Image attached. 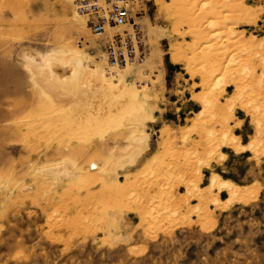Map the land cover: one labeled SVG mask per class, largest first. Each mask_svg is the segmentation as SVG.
Here are the masks:
<instances>
[{
  "label": "rangeland",
  "instance_id": "374dc122",
  "mask_svg": "<svg viewBox=\"0 0 264 264\" xmlns=\"http://www.w3.org/2000/svg\"><path fill=\"white\" fill-rule=\"evenodd\" d=\"M131 9L146 61L114 68L70 0H0V264H264V0ZM30 54L54 55L61 83ZM75 56L119 71L141 104L74 73ZM142 131L147 160L122 163ZM229 135L256 143L238 153ZM214 177L250 201L222 209Z\"/></svg>",
  "mask_w": 264,
  "mask_h": 264
},
{
  "label": "built area",
  "instance_id": "2783aa9c",
  "mask_svg": "<svg viewBox=\"0 0 264 264\" xmlns=\"http://www.w3.org/2000/svg\"><path fill=\"white\" fill-rule=\"evenodd\" d=\"M78 15L97 37L102 57L110 67L142 65L147 49L144 35L134 20L131 5L141 0H70ZM122 29L121 31L110 32Z\"/></svg>",
  "mask_w": 264,
  "mask_h": 264
},
{
  "label": "bare ground",
  "instance_id": "6f19581e",
  "mask_svg": "<svg viewBox=\"0 0 264 264\" xmlns=\"http://www.w3.org/2000/svg\"><path fill=\"white\" fill-rule=\"evenodd\" d=\"M41 55V54H40ZM39 54H30V55H27L25 56V59L27 60V64L28 66L33 70L34 74L36 73V75H38L40 77V79L44 82H47V87L50 85V87L54 88V86L52 85V83H55V84H59L61 83L62 79L61 78H58L56 77L55 74L51 75L52 72H50V70H47V63L51 60H55L54 58V55H49V56H46L44 58H41L39 57L40 56ZM44 56V55H43ZM57 60L58 57L56 56ZM71 58V57H70ZM65 58H62V60L64 61ZM66 60V59H65ZM170 61L174 64H177V65H181V64H186V61L184 60L183 56H182V52H181V49L178 45L176 44H173L171 46V52H170ZM60 64L63 62L59 61ZM58 62V63H59ZM66 62H68L70 65L73 66V72L74 73H83V76L84 77H91V78H95V80H99V83H101V85H103L104 87L107 86V89L110 88L111 91L113 89L116 90L117 92V89L119 90V93L123 94L124 93V96L125 94L127 95V103H137V104H141V100H140V97H139V94L138 92L135 90L134 87L132 86H128L124 79L122 78V75L120 74L119 71L117 70H110L108 72V74H113L112 78L113 79H107L105 77V72L102 68H98L96 70V72H90V74L85 71V67H84V62H83V59L79 58V57H72L71 59H68L66 60ZM161 62V61H160ZM67 65V64H66ZM116 68V67H114ZM187 71H188V68H186ZM36 70V71H34ZM71 71V70H70ZM66 72V71H65ZM190 72V71H189ZM51 73V74H50ZM56 73V72H55ZM89 75V77H88ZM85 78V79H87ZM84 79V78H83ZM84 79V80H85ZM115 79V82H117V84L113 83L112 80ZM90 80V79H89ZM101 87V86H100ZM204 89V88H203ZM50 90V89H49ZM54 90V89H53ZM52 90V92H53ZM57 89L55 88L54 91H56ZM109 90V89H108ZM51 91V90H50ZM114 91V90H113ZM61 93V92H59ZM58 95V94H57ZM63 95V94H62ZM61 94L59 96H62ZM70 96V95H69ZM193 100L196 102V103H199V104H202L203 101H202V98L198 95H196ZM121 107H125V104H122ZM110 114V113H109ZM115 115V114H114ZM103 122V121H102ZM81 125V124H80ZM135 125V124H134ZM83 126V125H82ZM137 126V125H136ZM135 126V127H136ZM138 132H136L137 134ZM135 134V135H136ZM86 139V138H85ZM235 139V141L233 142V140ZM228 140V139H227ZM229 141H230V146L232 148V150L234 149L236 152H244V151H248V150H251L253 147H254V144L256 143L255 141L248 144L247 146H241L238 142V139L235 138L233 135H229ZM233 142V143H232ZM130 144L132 145V151L131 153L134 152V156L131 158L129 157L127 159L126 155L125 157L126 158H122L124 159L122 163H126L128 164L129 166L130 165H134L136 160L138 159V157L141 155L142 152H144L146 149H147V136L143 133L141 134H137L136 136L132 137L131 141H130ZM234 151V152H235ZM121 156V155H120ZM122 157V156H121ZM223 157V156H222ZM121 159V158H120ZM123 165V164H122ZM125 167V166H123ZM66 171L62 172L63 175H65L64 177H68V169L65 168ZM64 169V170H65ZM91 169L92 170H96L97 167L92 164L91 165ZM52 170V169H51ZM57 173V172H56ZM59 173V172H58ZM55 174V173H54ZM71 175V174H70ZM214 188H217L219 192L221 191H225L227 193V200L226 202L221 205L222 209H228L231 205L235 204V203H240V204H246L247 202L250 201V197L245 194L246 192L244 191V189H241L239 187L236 186V184L234 185L232 182L230 181H225V180H220L219 177H214L211 181V185L209 188H207L209 191H212ZM244 188V187H243ZM245 193H244V192ZM252 192V191H251ZM221 209V208H220Z\"/></svg>",
  "mask_w": 264,
  "mask_h": 264
},
{
  "label": "crops",
  "instance_id": "0c3cea01",
  "mask_svg": "<svg viewBox=\"0 0 264 264\" xmlns=\"http://www.w3.org/2000/svg\"><path fill=\"white\" fill-rule=\"evenodd\" d=\"M149 130L151 131V129H149ZM148 135L150 136V134H148ZM149 141H150V139H149ZM149 145H150V144H149ZM147 149H148V148H147ZM150 151H151L150 148H149V150H147V152L144 151V152H146V153H145V155H144L143 157H142V155H143L144 152L141 154V157L139 158V160L142 158L141 163H142L143 160H147V157H146V156H147V154H148ZM144 162H145V161H144ZM128 172H130V170H129ZM221 193H222V191H221V192H218V194L216 193L218 200H221V195H222ZM226 194H227V193H226ZM227 197H228V196H227ZM125 218H126V217H125ZM125 218H123V223H126ZM127 224H128V225H127L125 228L128 229V228H131V227H132V225H130V224H131L130 222H129V223L127 222Z\"/></svg>",
  "mask_w": 264,
  "mask_h": 264
}]
</instances>
